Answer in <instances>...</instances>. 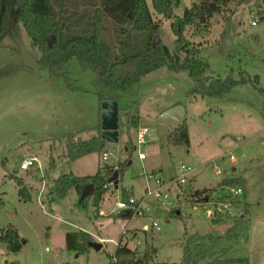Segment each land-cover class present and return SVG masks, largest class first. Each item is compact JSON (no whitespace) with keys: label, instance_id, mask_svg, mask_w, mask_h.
I'll use <instances>...</instances> for the list:
<instances>
[{"label":"rangeland","instance_id":"374dc122","mask_svg":"<svg viewBox=\"0 0 264 264\" xmlns=\"http://www.w3.org/2000/svg\"><path fill=\"white\" fill-rule=\"evenodd\" d=\"M95 3L98 0H51L55 20L81 15ZM191 3L180 0L173 7L174 15L181 17ZM260 11H264L262 0L230 3L212 18L208 36L199 38L187 32L188 38L200 45L198 55L210 65L208 75H231L239 80L241 73L246 80H256V85H236L222 99H190L185 96L192 86L186 72L161 68L140 78L138 128H129L126 116L119 114V141L107 143L103 150L108 153V163L129 159L131 164L123 170L116 196L104 202L100 211L103 217L97 218L90 200L86 208L76 206L78 198L73 189L64 198H55L52 191L60 175H93L97 165L104 164L102 154L70 163L65 157L68 139L87 140L98 132V99L93 89L96 75L82 71L72 59L65 69L68 86L50 81L47 71L38 64V48L17 25L0 44V235L12 226L24 243L19 253L13 254L0 242V264H108L125 231L122 242L127 241L129 249L138 254L151 247L157 250L150 264H180L183 245L191 236H223L243 213L239 207L232 208L222 217L224 220L214 223L206 217L203 205L190 200L192 189L209 188L212 198H220L237 187L243 193L236 204L248 205L249 219L233 241L221 244L231 246L224 258H247L249 264H264V18L258 14ZM151 12L161 22L163 44L175 54L170 20ZM254 15L258 18L253 26ZM104 24V41L115 51L117 28L108 21ZM172 103L186 110L188 147L169 145V128L157 122L159 109ZM140 128L149 131V141L142 145L137 144ZM127 140L133 146L128 154L124 150ZM230 155L235 157L234 163ZM33 158L34 165L28 171L20 170L22 161ZM180 165L191 168V186L179 188L173 181ZM12 175L24 181L29 194L44 181L46 198H55V202L49 205L47 199L48 203H42L35 197L30 202L20 200ZM234 178H242L243 184L220 185ZM156 179L165 183L168 194L160 205L153 198L142 199L144 187H154ZM122 189L142 199L147 209L145 218L121 216L123 211L116 203L125 200L119 193ZM153 222L158 230L152 227ZM143 225L149 230L144 231ZM77 230L89 233L90 241L101 248L89 247L79 256L67 251L64 234Z\"/></svg>","mask_w":264,"mask_h":264},{"label":"trees","instance_id":"16d2710c","mask_svg":"<svg viewBox=\"0 0 264 264\" xmlns=\"http://www.w3.org/2000/svg\"><path fill=\"white\" fill-rule=\"evenodd\" d=\"M247 1L253 0H192L190 7L178 17L174 15L173 7L177 6L180 0H98V3L81 15L75 13L70 17L61 16L55 20L51 0H0V44L20 24L30 43L38 48L40 52L38 64L40 69L47 71L50 81L64 82V85L68 86L65 69L72 59L76 60L82 71L95 73L93 89L98 99L99 125L101 103L114 101L118 104V117L119 114L125 115L128 127L137 129L140 78L158 69L167 68L174 73L186 72L192 86L185 96L190 99L198 97L222 99L236 85L257 84L256 80L250 77L246 80L241 73L239 80L231 75L225 78L208 75L210 65L198 55L200 45L195 44L187 36L188 31H192V35L199 38L208 36L212 18L220 14L226 5ZM150 8L156 15L170 20V29L177 48L175 54L163 44L159 34L161 22L154 19ZM263 13L264 11L258 13L262 19ZM105 21L117 28L114 31L115 51L104 41ZM124 102L126 104L122 105ZM262 113L264 116V109ZM100 131L99 128L97 135L88 140L68 139L65 145L67 161L70 163L87 155L103 154L107 143L100 137ZM167 142L172 146H189L185 120L178 127L170 128ZM124 147L127 154L133 149L130 140L124 142ZM128 162L129 159L115 165L106 163L98 165L96 172L90 176L62 174L55 180L52 191L56 198H64L68 191L73 189L79 197L78 207L86 208L90 200L94 208H97L108 192L109 179L117 172L120 182ZM10 179L18 187L19 199L28 201L30 194L24 181L16 175L10 176ZM90 183L94 187L93 195L81 200L82 186ZM238 184H243L242 178L225 180L220 185L232 187ZM126 191L132 194L130 190L122 189L124 196L128 195ZM211 194L210 189L195 190L191 193L190 200L199 205L208 201L229 203L232 208H241L243 213L239 219L233 221L223 236H191L183 245L180 264H249L247 258H224L231 246H221L224 242L233 241L238 229L248 221V205L241 202L236 204L238 197L228 195L212 198ZM169 213L172 215L173 212ZM222 220L224 218L214 223ZM125 236L126 233L120 237L113 254L116 264H150L157 250L151 247L138 254L129 249L127 241L122 242ZM194 239L197 241L192 243ZM89 241V235L83 231L67 232L64 236L65 249L76 256L88 250ZM0 242L13 254L19 253L22 248L20 236L12 226L2 231Z\"/></svg>","mask_w":264,"mask_h":264},{"label":"built area","instance_id":"2783aa9c","mask_svg":"<svg viewBox=\"0 0 264 264\" xmlns=\"http://www.w3.org/2000/svg\"><path fill=\"white\" fill-rule=\"evenodd\" d=\"M252 18L253 20L251 22V25L254 26L258 17L254 15ZM148 134H149V131L147 128L138 129L137 144L138 145L145 144L147 142L146 139H147ZM140 158L143 159L144 156L140 155ZM101 159L103 163L106 162L108 159V153L104 152L102 154ZM230 161L234 163L235 157L230 155ZM34 162H35L34 158L28 159V160L26 159L22 161L20 164V170L28 171L34 165L33 164ZM190 174H191V168L189 166L180 165V168H178L177 177L173 180L176 183V186H178L179 188L188 186L190 183V180H189ZM215 174L218 175L219 170H216ZM148 179L151 180L152 176L150 175ZM112 186L113 184L110 183L109 187H112ZM166 191L167 190L165 189V183L161 181L160 179H156L154 183V187L149 186V185L145 187L142 199L153 198L156 201V204L160 205V204H163L168 199V194ZM229 191H230V196L232 197H239L243 193V190L240 187L231 188L229 189ZM142 199L138 200L134 197L133 194L128 193V195L125 196V200L118 201L116 203V207L123 212H128V215H130V217L145 218V211H147V209L143 207ZM203 206H204L206 217L211 221H216L222 218L224 215L228 214L232 210V206L229 203H221V202L216 203L214 201H208L204 203ZM152 227L158 230V227L156 226L154 222L152 223ZM148 230H149V227L145 226V231H148ZM125 233L127 232L125 231L123 234ZM109 264H116V258L113 255L109 259Z\"/></svg>","mask_w":264,"mask_h":264},{"label":"water","instance_id":"95a60500","mask_svg":"<svg viewBox=\"0 0 264 264\" xmlns=\"http://www.w3.org/2000/svg\"><path fill=\"white\" fill-rule=\"evenodd\" d=\"M101 116H100V137L106 143H117L119 141V117H118V104L114 101H103L101 103ZM185 119V109L182 106H174L164 112H162L158 118L157 122L164 124L169 128L178 127ZM109 183H112L116 188L119 183V176L117 172H114L113 176L109 179ZM82 193L80 199H85L91 197L94 193L93 185L87 184L82 186ZM124 216H128V212H124ZM24 241L21 240V244ZM88 246L96 250H99L101 246L97 243L88 242Z\"/></svg>","mask_w":264,"mask_h":264},{"label":"crops","instance_id":"0c3cea01","mask_svg":"<svg viewBox=\"0 0 264 264\" xmlns=\"http://www.w3.org/2000/svg\"><path fill=\"white\" fill-rule=\"evenodd\" d=\"M178 103H172L171 105H169L168 107H166L165 109H159V113L158 114H160V113H162V112H164V111H166V110H168V109H170V108H172V107H174V106H176ZM185 109V108H184ZM158 114H157V116H158ZM185 115H186V110H185ZM185 120V119H184ZM168 127V126H167ZM99 128H100V125H99V114H98V131H99ZM169 128V127H168ZM187 128H188V126H187ZM169 131H170V128H169ZM169 131H168V133H169ZM98 133V132H97ZM97 133L96 134H93L92 136H95V135H97ZM91 136V137H92ZM188 136H189V143H190V130H189V128H188ZM90 137V138H91ZM89 138V139H90ZM88 140V139H87ZM149 140H147V142H148ZM146 142V143H147ZM124 150H125V147H124ZM104 163H106V164H111V163H108L107 161L106 162H104ZM131 164V162H128V165H130ZM99 165V164H98ZM98 165H97V168H98ZM111 165H115V164H111ZM97 170V169H96ZM96 172V171H95ZM72 174V173H71ZM74 175V174H73ZM74 176H77V175H74ZM81 176H90V175H81ZM44 182V181H43ZM43 182L41 183H37V187L34 189V191H33V193H30V199L28 200V202H30V201H32V199L35 197L36 199H38V200H43L42 201V203H44L45 201L48 203V201H49V205L50 204H52L53 202H55V198L54 199H51V200H48V198H46V194H44V190L42 189V184H43ZM30 184V183H29ZM41 184V185H40ZM188 186H191L190 185V183H189V185ZM146 187V186H145ZM145 187H144V189H145ZM144 189H143V191H144ZM202 189H204V188H202ZM206 189H209V188H206ZM193 191H195L194 189H192ZM197 190H201V189H197ZM118 191H119V188L117 189L116 187H109V189H108V192L103 196V199H102V201L100 202V204H99V206L97 207V208H94V212H93V214L95 215V217L97 218V217H103V215H101L100 214V211H103V204H104V202H110L111 201V199H113L115 196H116V193H118ZM121 192H122V190H120V196H121ZM132 192V191H131ZM68 194V193H67ZM75 194H76V192H75ZM132 194H133V192H132ZM77 195V194H76ZM107 195V198H105V196ZM122 197V196H121ZM77 198L79 199V197H78V195H77ZM48 201H47V200ZM78 199H77V202H78ZM24 202H27V201H24ZM76 206H77V203H76ZM93 206V205H92ZM94 207V206H93ZM122 213V217H125L124 216V212H121ZM176 214H178V212L176 213ZM145 226L146 225H143V227H142V229L145 231ZM77 231H82V230H77ZM70 232H73V231H70ZM84 232V231H83ZM67 233V232H66ZM65 233V234H66ZM85 233H87V232H85ZM65 234H64V236H65ZM88 235H89V237H90V240H91V235L89 234V233H87ZM116 249V248H115Z\"/></svg>","mask_w":264,"mask_h":264}]
</instances>
